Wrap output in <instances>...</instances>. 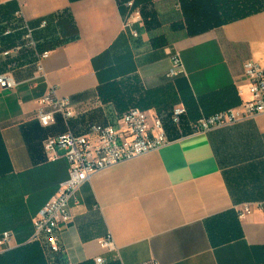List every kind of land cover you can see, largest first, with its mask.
<instances>
[{"label":"crops","instance_id":"0c3cea01","mask_svg":"<svg viewBox=\"0 0 264 264\" xmlns=\"http://www.w3.org/2000/svg\"><path fill=\"white\" fill-rule=\"evenodd\" d=\"M223 2L224 14L252 3L258 9L189 34L181 0H0V35L11 31L0 40V74L16 83L0 89V234H12L0 246V264L23 248L31 264H96L98 256L101 264H264V212L236 214L243 203L264 202V114L191 128L201 115L249 98L246 60L264 68V0ZM25 26L40 52L25 45ZM18 43L21 50L2 54ZM41 50L49 54L39 70ZM175 51L185 73L168 78ZM50 87L74 115L56 113L42 127L36 113ZM177 105L187 112L173 126ZM130 107L159 116L168 142L96 172L78 189L59 252L30 242L34 216L68 171L61 149L48 160L44 141L115 123ZM108 233L113 252L98 243Z\"/></svg>","mask_w":264,"mask_h":264},{"label":"built area","instance_id":"2783aa9c","mask_svg":"<svg viewBox=\"0 0 264 264\" xmlns=\"http://www.w3.org/2000/svg\"><path fill=\"white\" fill-rule=\"evenodd\" d=\"M128 6L131 7L132 3L129 2ZM135 14L137 19L141 18L138 10ZM44 25L45 22H42L41 26ZM24 28L25 45L35 48L36 42L32 37V30L28 26ZM8 32V30L5 31V33ZM132 35L137 36L136 30L132 31ZM22 47L23 45H16L2 54L7 56L12 51L18 52ZM48 54L49 51L40 53L39 70L41 69L40 60L47 58ZM184 73L181 55L175 51L170 55L167 77L176 78ZM243 75L249 98L242 101L238 108L219 111L210 116L201 115L195 122H192L193 132H205L225 124L264 114V68L253 60H246L243 63ZM15 85L9 73L0 74V89H10ZM40 106L36 118L42 127L51 125L56 113L61 114L65 120L74 115L69 99L58 97L54 87H50L40 100ZM186 112L184 106H174L170 114L171 123L179 126ZM168 140L162 119L138 107H130L123 111L115 123H92L87 132L82 134L76 135L67 131L48 137L43 144L47 158L49 161L57 160L60 157L57 150L61 149L68 164L67 177L59 184L54 196L50 197L34 216L30 242H43L51 252H59V230L63 224L71 220L69 204L78 189L96 172L146 154L163 146ZM256 210L264 212V202L243 203L237 209L236 214L239 219H242ZM11 238L10 231L2 232L0 246L7 245ZM98 243L106 251L116 250L115 242L109 233L100 238ZM95 263H103V258L96 257ZM144 264L156 263L149 260Z\"/></svg>","mask_w":264,"mask_h":264},{"label":"trees","instance_id":"16d2710c","mask_svg":"<svg viewBox=\"0 0 264 264\" xmlns=\"http://www.w3.org/2000/svg\"><path fill=\"white\" fill-rule=\"evenodd\" d=\"M228 6H225V2L223 0H181V8L183 15L185 17V22L187 25V30L189 34L203 32L211 27L218 26L224 23L226 20L221 18V16H226L230 18L243 17V15H247L250 12L256 11L257 5L255 3L250 4L249 7L244 8L245 10L224 14V11H229ZM140 12V16H143L142 12ZM8 33H3L2 36H7L11 33L10 29H8ZM0 35V40L1 37ZM33 37V36H32ZM23 45L21 43L13 45ZM35 48L39 51L38 44L36 43ZM44 50H41L43 52ZM40 52V51H39ZM183 118V117H182ZM163 121V120H162ZM169 122L170 116H169ZM182 122V119H181ZM164 128L165 123L163 121ZM172 124V123H171ZM173 125V124H172ZM174 126V125H173ZM37 243V242H32ZM29 247V246H28ZM26 248L22 250L11 251L6 257L7 261L3 264H31V261H27L24 258L25 254L23 253Z\"/></svg>","mask_w":264,"mask_h":264}]
</instances>
